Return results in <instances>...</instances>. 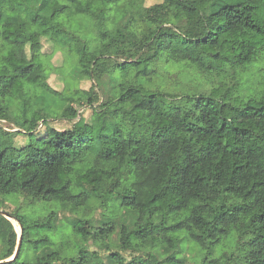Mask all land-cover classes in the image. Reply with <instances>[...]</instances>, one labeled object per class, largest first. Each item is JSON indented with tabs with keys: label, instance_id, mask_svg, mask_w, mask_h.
Instances as JSON below:
<instances>
[{
	"label": "clouds",
	"instance_id": "1",
	"mask_svg": "<svg viewBox=\"0 0 264 264\" xmlns=\"http://www.w3.org/2000/svg\"><path fill=\"white\" fill-rule=\"evenodd\" d=\"M154 5H163L166 15L142 18L139 0H0V76L16 75L13 66L24 72L0 88V117L14 121L17 133L45 122L54 129L44 141L22 144L0 136V199L7 205L0 209V264H106L126 236L128 251L144 264H264L258 240L264 222L253 223L264 215V0H150L144 7ZM202 17H212L215 45L203 43L209 29ZM180 21L193 26L189 39L179 48H159L162 27ZM50 29L59 33L56 52L62 55L51 63L42 57L38 63L45 67L33 72L27 37L46 40ZM118 50L133 60L141 50L144 55L107 76L112 83L105 82L104 116L83 133L61 126L80 95V78L102 54ZM153 99L163 108L144 107ZM172 106L180 109L176 123L182 127L165 114ZM116 126L125 140L142 133L143 141L122 149L104 143ZM164 129L174 135L156 140L153 134ZM190 145L197 154L212 152L185 179L177 164ZM107 149L113 155L105 159ZM29 152L57 159L41 166L28 161ZM137 156L146 161L139 167ZM129 194L136 204L122 205ZM101 215L118 222L107 239L100 234L99 247L88 246L85 236L96 231ZM150 227L143 237L129 236Z\"/></svg>",
	"mask_w": 264,
	"mask_h": 264
},
{
	"label": "trees",
	"instance_id": "2",
	"mask_svg": "<svg viewBox=\"0 0 264 264\" xmlns=\"http://www.w3.org/2000/svg\"><path fill=\"white\" fill-rule=\"evenodd\" d=\"M74 2V0H73ZM142 13V18H148V19H157L160 18L161 16L166 15L167 9L163 5H154V6H149V7H144L146 5V0H139ZM221 0H217V5L220 4ZM47 3V0H45V4ZM44 5H41L43 7ZM67 6L61 7L57 10V12L53 13V15H56L58 13L64 12L66 10ZM220 11L224 13V15H228L231 12V9L229 8H221ZM219 14V13H215ZM38 19H40L39 16H36L33 18V23H35ZM134 19V17H132ZM132 19L129 20V23L132 22ZM204 23L203 27L205 29H209L208 32V37L203 43H207L209 45H215L216 39L213 38V33L211 32V28L215 27L214 25L211 24V19L212 17H208L207 19H204L203 17L201 18ZM231 23V21H230ZM51 32V35L46 39L47 41L51 42L54 46H57L56 39L55 37L59 34L58 32L52 31L51 29L48 30ZM217 32H219V29H217ZM162 33L163 37L161 38L160 36L157 37L155 43L158 45L159 48H168V47H173V48H179L181 43L188 40L189 36L193 33V26L191 24H188L185 21H180L175 24H170L167 26L162 27ZM47 34V33H46ZM101 38H103L105 33H101ZM39 34H33L30 37H27V39L32 40L31 44V50H30V55H31V61L29 63L32 65V70L35 72L37 69H42L45 67L41 63H38L41 58H47L50 60L49 55L44 52V40L38 39ZM14 43L18 45L23 44V40L17 39L16 41H13ZM245 45L241 44V47H244ZM138 47V46H137ZM251 50V47H249V51ZM26 55L24 51H21L20 56L23 59V57ZM144 55L143 50L140 51L139 55L136 57V60H133L132 54L127 53L122 50H118L115 55L109 52H105L102 54V61L100 64H97L94 68H91L87 71V74L84 75L81 79H89L93 81L91 87L89 89H79L80 95L76 98V100L72 103V105L67 109L65 112V115L63 117L64 120H75L73 123L72 127L76 128L77 132L83 133L86 130L91 129L92 126H94L101 117L104 116L105 114V104L108 101L107 97V92L105 88V82L107 84H111L112 81L107 80V76L110 75L111 73L116 72L117 70L119 71H125L127 68L131 67L133 64L136 62L140 61V57ZM219 56V53L216 54ZM199 59V57H198ZM244 59H247L245 56ZM236 61H240V57L236 58ZM50 62V61H49ZM209 67H211V64H209ZM3 71H7V69H4ZM12 72L15 73L16 75H23L24 72L21 71V69L17 66H13ZM144 75H149L147 71L143 73ZM16 75H12L11 77H5V76H0V88L6 87L11 84L13 80L16 79ZM92 77L91 79L89 77ZM211 103V101H209ZM98 104V105H96ZM89 107L92 110L90 119H87L84 115L79 114V108L80 107ZM145 108H148L150 112H156L157 109H162L163 108V102L159 101L157 99H153L151 102H146L144 104ZM180 109L178 107L172 106L170 107L167 112L165 113L167 116L171 117L174 121V126L175 127H182V123H176V115ZM114 115V113H113ZM241 116H245V113H240ZM261 115H264L262 113ZM1 121H6L8 123H11L13 125L12 128L17 127L14 121L0 117ZM83 124L84 127L81 128L79 125ZM44 125L42 127H37L34 131L28 132L26 129H21L19 133L23 134L25 136V140L31 138L32 140H39V141H44L46 137L54 131L51 127H49V124L46 126L44 132L43 130ZM5 129L3 126L0 125V132H2L4 135L8 136V134L12 133L13 131L8 130L5 132ZM223 128L221 129V131ZM17 133V132H16ZM156 140H160L161 138L167 140L170 139L173 135L174 132L172 129H164L158 133L153 134ZM86 138L82 135L81 137ZM144 137L142 133H137L136 135L129 134L127 139L123 137V133L119 126H116L114 131L112 132L111 135H108L104 138V143H116L118 148H124L127 146H130L131 144H140L143 141ZM241 138L239 135H237V143H240ZM48 143H51V141H47ZM2 146V144H0ZM195 148V145H190V146H185L182 150V154H187L184 156L183 161L177 164V168L179 171L184 173L185 179L188 177L189 171L194 167L196 163L203 162L206 160L207 156L212 152V149L209 148L207 150L201 149L199 150V154L197 152L192 151V149ZM216 150L219 151L221 150V146L219 144H216ZM13 152L16 151V149H12ZM21 152H23V149H21ZM234 152L238 153L239 149H234ZM103 158L107 159L110 158L113 155V150L112 149H107L105 153L102 154ZM40 157V158H38ZM28 161L30 163H36L38 165L44 166L45 164L51 165L53 163V160L57 159V157L49 156L47 160H44L42 158V155L40 153H35V152H29L27 154ZM153 162L157 159L156 154H153ZM146 162L143 160L142 156H137L136 159L133 160V163L139 167L141 163ZM15 167V165H13ZM217 182H221V178L219 176L216 177ZM118 183V182H117ZM80 195H84V193H81ZM131 197V198H130ZM122 205H128V204H136V199H135V194H129L123 196L121 200ZM105 208L107 207V203H105ZM2 216V214H0ZM226 217L221 216L218 217V222L224 220ZM228 219L234 220L235 217H227ZM264 222V215L257 217L254 219L253 223L255 224L256 222ZM118 221L109 219L107 217H104L103 215L100 216V218L97 221L98 227L96 231L91 235L85 236V242L88 246H98L102 243L100 239V234H104V238L107 239V234L111 230V226H114ZM197 223H199V219L197 218ZM177 227H180L178 225ZM123 230V225L121 226ZM154 228L150 227L147 231H135L133 233H130L129 236L132 238L136 237H143L144 235L148 234V232L153 231ZM258 240L261 244H264V238L258 237ZM114 242V241H112ZM104 245L105 247H109L110 244ZM256 241H253L255 243ZM128 246H129V237L126 236L122 239L121 241V248L122 251H128ZM134 252V249H133ZM133 252H130V254H133ZM106 264H144L143 261L139 259L137 256H133V258L130 261H127L125 257H123L121 251H113L111 252L108 257L106 258ZM176 264H186L185 260L181 261H176Z\"/></svg>",
	"mask_w": 264,
	"mask_h": 264
},
{
	"label": "rangeland",
	"instance_id": "3",
	"mask_svg": "<svg viewBox=\"0 0 264 264\" xmlns=\"http://www.w3.org/2000/svg\"><path fill=\"white\" fill-rule=\"evenodd\" d=\"M146 4H150V0H146ZM56 48L57 46H54L51 42L47 41V40H44V52L47 53V54H50L49 55V61L50 63L55 59V58H58L59 56L62 55V53H57L56 52ZM55 72V68H54V65H53V73ZM58 82V79H53L52 80V85L55 86ZM79 89H89L93 83V81L89 80V79H81L79 80ZM98 105V104H96ZM91 113H92V110L85 106V107H80L79 108V114L80 115H84L87 119H90V116H91ZM75 122V120H64L62 119L60 121V124L61 126H68V127H72L73 123ZM50 122H45L44 124V128L43 130H41L42 132H44L46 126L49 124ZM0 125L3 126L4 128L8 129V130H11L12 131V127L13 125L11 123H8L6 121H1L0 120ZM0 136H6L4 135L2 132H0ZM9 137H14L15 138V143L17 144H22L24 141H25V136L21 133H16V132H12L10 134H8ZM7 208V205L5 204V202L0 199V209H5ZM95 247H98V246H95ZM123 257H125V253L127 254V256H130L131 259L133 258V254H130L129 251H121ZM130 259V260H131ZM127 260V259H126ZM130 260H127V261H130ZM186 264H187V261L185 260Z\"/></svg>",
	"mask_w": 264,
	"mask_h": 264
},
{
	"label": "water",
	"instance_id": "4",
	"mask_svg": "<svg viewBox=\"0 0 264 264\" xmlns=\"http://www.w3.org/2000/svg\"><path fill=\"white\" fill-rule=\"evenodd\" d=\"M0 214H2V215H3L4 213H3L2 211H0Z\"/></svg>",
	"mask_w": 264,
	"mask_h": 264
}]
</instances>
